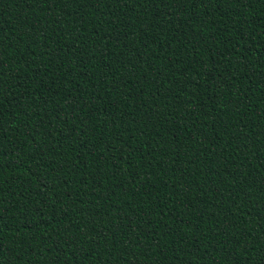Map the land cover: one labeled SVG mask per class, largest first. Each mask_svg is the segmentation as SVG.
<instances>
[{
  "label": "trees",
  "instance_id": "trees-1",
  "mask_svg": "<svg viewBox=\"0 0 264 264\" xmlns=\"http://www.w3.org/2000/svg\"><path fill=\"white\" fill-rule=\"evenodd\" d=\"M0 264H264V0H0Z\"/></svg>",
  "mask_w": 264,
  "mask_h": 264
}]
</instances>
